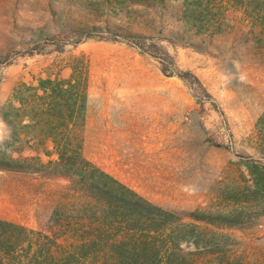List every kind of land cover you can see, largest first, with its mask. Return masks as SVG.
<instances>
[{
  "label": "rangeland",
  "instance_id": "374dc122",
  "mask_svg": "<svg viewBox=\"0 0 264 264\" xmlns=\"http://www.w3.org/2000/svg\"><path fill=\"white\" fill-rule=\"evenodd\" d=\"M213 10L199 30L178 19L174 0L129 16L97 0H0V109L18 83L66 78L73 58H83L86 158L165 209L227 212L233 194L253 197L243 162L264 164L255 129L264 110V1ZM7 135L0 117V142ZM66 184L0 170V218L45 229ZM258 212L241 229L218 230L235 240L233 253L264 264Z\"/></svg>",
  "mask_w": 264,
  "mask_h": 264
},
{
  "label": "trees",
  "instance_id": "16d2710c",
  "mask_svg": "<svg viewBox=\"0 0 264 264\" xmlns=\"http://www.w3.org/2000/svg\"><path fill=\"white\" fill-rule=\"evenodd\" d=\"M174 1L180 2L178 19L202 30L215 19V6L226 1L239 7L252 0ZM164 2L97 0L99 7L125 16L134 7L163 8ZM68 67L66 78L18 83L0 109L8 128L0 142V170L67 182L63 202L52 210L45 229L0 218V264H194L202 256L215 264H255L233 253L235 240L218 229H241L250 211L264 213V164L243 162L253 197L233 194L229 199L235 207L227 212L180 213L155 205L84 155L88 62L73 58ZM255 129L256 150L264 158V110Z\"/></svg>",
  "mask_w": 264,
  "mask_h": 264
}]
</instances>
